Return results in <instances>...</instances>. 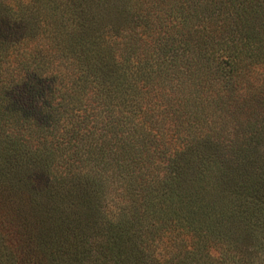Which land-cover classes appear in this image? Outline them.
Returning <instances> with one entry per match:
<instances>
[{"label":"trees","instance_id":"obj_1","mask_svg":"<svg viewBox=\"0 0 264 264\" xmlns=\"http://www.w3.org/2000/svg\"><path fill=\"white\" fill-rule=\"evenodd\" d=\"M96 6L0 0V264H264V0H135L118 48ZM39 165L40 223L1 185Z\"/></svg>","mask_w":264,"mask_h":264},{"label":"rangeland","instance_id":"obj_2","mask_svg":"<svg viewBox=\"0 0 264 264\" xmlns=\"http://www.w3.org/2000/svg\"><path fill=\"white\" fill-rule=\"evenodd\" d=\"M130 0H94V2L97 4V8L100 10L98 11L100 13V15L98 16V18L101 20V27L102 30L100 31L101 33V38H103L104 40H107L108 42H113L112 43V47L113 48H118L115 44L120 43L122 40V37L126 34H135L136 35V31L134 30L133 26L136 22L135 16L133 17V21L131 20V14H134L133 9L135 8V0H131V2L129 3ZM132 8H131V7ZM136 25V24H135ZM139 35L141 30L137 29ZM262 48L264 50V41H262ZM107 63H103V65H105ZM114 66L111 69H105L109 72H114L115 75H118L117 78L119 77V75L122 73V70L119 69V67H122L121 65L119 66L118 63L116 62L115 64H113ZM125 68V67H124ZM120 71V73H119ZM250 73H248L247 76H245L244 78H241V80L243 81V79L249 80V81H255L256 80H260L263 81L264 79V70H259V69H251L249 70ZM119 73V74H118ZM123 83V77H121L120 80ZM89 86L92 84V77H89V80L87 81ZM124 83L126 84L125 87L128 88V84H131L133 82H130L128 79L126 81H124ZM136 83V82H135ZM164 83L162 78H158L157 76H155V74L151 75V80L150 82L146 85L147 88H145L143 91L145 92V95L147 94V91H149V94L151 90L155 89V90H160V86H162V84ZM138 86H143V83H138ZM123 86V84H122ZM152 88L150 90V88ZM121 88V87H120ZM120 88H116V90H114L115 92V98H114V103L116 104V111L119 110H123L124 114H126L127 116H130L132 114V101L129 98L128 95L124 94L123 89ZM123 88V87H122ZM158 88V89H157ZM129 90V89H127ZM132 92H134L132 90ZM130 93V92H129ZM240 93H242V91H240ZM132 94V93H131ZM148 95V94H147ZM260 104L256 105L255 107V112L254 115H252V113H249V117L252 120L253 117H257L258 113L264 115V96L263 98L260 99ZM149 107V106H148ZM263 107V110H261V108ZM121 114V113H120ZM244 120H246V117L244 118ZM255 120H259L255 119ZM254 120V121H255ZM252 146V152H257L260 153L261 151L264 150V141L263 140H258L257 142H254ZM260 151V152H259ZM42 166L40 168L37 169V171L43 173V175H45V177H47L48 182H46V178L43 181V183L41 184L40 181L37 180H29V181H22V182H13V183H1V185L3 186V188L6 190V195L12 197L13 199L17 198L19 196L23 197L21 202L23 207V210L27 209L29 214H33L31 213L33 209V211L36 213L37 211H41V215H38L37 213V217L36 219H32L33 221L35 220V222H41L43 221V219H45L47 216V212H46V208L45 211L42 213V211L44 210H38V206H39V199L37 196L42 197V193L44 192L43 188H47L49 186V184H53V177L51 176L53 171L52 169H44V165H39ZM40 173V174H41ZM42 175V176H43ZM50 175V176H49ZM17 184V185H16ZM16 199V200H17ZM43 200V198H42ZM18 202V201H17ZM35 203V204H34ZM23 212V211H22ZM39 217V218H38ZM31 220V221H32ZM22 221V220H21ZM23 222V221H22ZM39 222V223H40ZM47 224V225H46ZM4 228H0V230H2L5 234L8 232L7 230H9L11 227L9 224L4 223ZM18 225V224H17ZM34 229H37L36 232H39V234H43V235H37L39 236H44V238H47V242H49V244H55L54 241L57 242V237L55 234H59L58 231L55 229V227H53L52 225H49L48 223H45L42 226L36 225V227ZM22 232L24 233V236H26L25 231L23 230V228L21 229ZM10 233V232H9ZM7 233L6 235H9L12 237V239L9 241V237H6L5 239L7 241H9L8 243L12 246L14 245L19 239L22 238V234H9ZM34 237H36V235H33ZM51 236V237H50ZM50 237V238H48ZM53 241V242H52ZM7 243V245H8Z\"/></svg>","mask_w":264,"mask_h":264}]
</instances>
